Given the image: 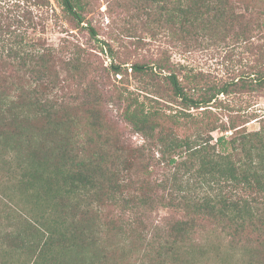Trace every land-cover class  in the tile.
Listing matches in <instances>:
<instances>
[{
  "label": "trees",
  "instance_id": "1",
  "mask_svg": "<svg viewBox=\"0 0 264 264\" xmlns=\"http://www.w3.org/2000/svg\"><path fill=\"white\" fill-rule=\"evenodd\" d=\"M25 1L50 7L49 0ZM54 1L67 19L78 25L83 22L82 0ZM126 1L130 2L126 22H143L152 37L167 33L171 47L182 53L204 43L243 46L251 57L247 72L220 84L168 58L132 65L134 76L158 78L165 72L168 86L165 95L156 90L157 99H140L128 90L105 91L118 106L121 121L142 137L143 144L134 147L121 136L99 134L110 122L99 120V113L93 111L92 126L98 130L95 148L80 155L62 136L66 128L57 95L62 82L53 72L60 62L83 91L78 96L90 101V63L82 58L84 51L61 58L65 51L44 45L38 36L26 42V36L15 34L11 23L3 22L10 17L0 13V68L23 70L33 85L18 90L0 84V170L5 165L13 170L2 184L0 202L20 220L6 233L9 251H4L6 258L0 264H101L106 257L98 250L95 221L90 217L85 223L72 216L69 224L66 218L69 208H79L84 199L90 200V210L110 200L133 211L155 206L183 211L187 219L169 224L159 247L171 251L193 233L198 220H204L228 240L221 264H229L236 251L241 252V264H264V115L247 112V106L231 112L221 100L233 93L264 95V0L254 22L236 11L243 0ZM24 16L36 36L47 18L41 16L38 23L31 10ZM88 30L96 39L93 28ZM126 71L121 65L108 67L114 76ZM101 77L99 83L105 87ZM94 105H101V99H95ZM214 109L231 114L224 121ZM250 121L258 122L259 128L248 131ZM179 127H187V132L180 134ZM215 132L220 136L213 142ZM135 167L147 176L154 168L159 170V181L150 191L137 189L139 195L126 198ZM141 222L134 218L130 224ZM156 232L159 235L158 228Z\"/></svg>",
  "mask_w": 264,
  "mask_h": 264
},
{
  "label": "rangeland",
  "instance_id": "2",
  "mask_svg": "<svg viewBox=\"0 0 264 264\" xmlns=\"http://www.w3.org/2000/svg\"><path fill=\"white\" fill-rule=\"evenodd\" d=\"M49 1L50 7L45 8L29 5L25 0H0V13L10 17L11 20L3 22L11 23L10 30L15 34L21 37L26 36V42L38 36L44 45L53 47L57 51H65V55H61V58L68 59L70 52L75 50L84 51L82 58L90 63V93L93 94L90 101L78 96L83 95V91L77 86L73 75L71 77L62 70L60 62L55 64V72H53L62 82L59 87L62 90L57 91L60 97L58 102L61 103L58 113L66 128L62 136L71 143L73 152L80 155H87L90 149L95 148L97 137L94 133L98 130H96L97 127L92 126L95 124L91 116L93 111L99 113V120L102 118L110 122L104 130L98 127L99 134H107L111 138L121 136L134 147L143 144L142 137L134 134L131 128L121 121L118 106L112 104L105 91L128 90L138 95L140 99L142 97L157 99L156 90L158 94L160 92L161 95H165L168 86L163 79L166 76L165 72L158 78L134 76L130 69L132 65H150L160 58H168L176 66L181 64L195 73H203L211 82L221 84L246 73L251 60L250 54L243 46H225L223 43H204L200 47L182 53L171 47L172 43L166 36L167 33L152 37L143 27V22H126L129 16L125 11L130 9V2L126 0H82L85 11L80 25L67 19L54 0ZM261 3L262 0H243L236 4V11L244 15L247 21L254 22ZM29 10L36 16L35 20L38 23L41 16L47 18L41 22L43 28H37L36 36H33L27 28L28 23L24 15ZM46 11L48 12L45 13ZM13 20H18L19 24L13 23ZM89 27L93 28L97 34L96 39L91 37ZM110 64L121 65L127 71L122 75L114 76L108 72ZM101 75L104 76L105 87L102 86L103 83H99L102 80ZM2 83L8 84L10 89L20 87L18 90H29L33 86L29 76L23 70L14 67L0 68V84ZM94 98H100L101 105H94ZM221 100L227 104L231 112L247 106V112L264 115V95L255 97L249 94L233 93ZM161 102L167 108L171 106L175 109L174 104ZM214 111L222 120L227 121L229 112L224 109L220 111L214 109ZM166 112L168 113V110ZM258 128V122L250 121L246 124L248 131H255ZM178 131L184 135L187 127H179ZM230 134V132L226 133L227 136ZM218 136L220 133H213V142ZM102 141L99 142L100 145H104ZM152 171L154 173L147 176L137 170V167L132 168L130 177L133 186L125 197L139 195L137 189H141L142 192L153 189L158 184L160 172L159 170L157 172L155 168ZM12 173L13 170L8 165L1 168L0 190L3 189L2 184L5 178L13 175ZM4 201L6 202L5 199ZM83 201L79 208L75 206L69 208L66 218L69 224L72 222V216L81 217V221H86L85 223H90V217L95 221L99 231L98 250L106 257L100 261L101 264H221L220 258L226 256L228 240H224L215 226L204 220H198L193 233L178 242L171 251L168 252L164 247H159L165 242L164 232L167 226L177 220L187 219L183 211L159 206L144 212L141 209L133 211L130 206L125 208L120 201L110 200H103L99 205L94 204L90 210V200ZM4 209L10 212L0 202V261L6 258V255H3L4 251H9L6 233L16 225L18 220L17 215L13 212L8 215L3 212ZM134 218H140L141 224L132 226L130 221ZM157 228L160 231L159 235L156 232ZM153 237L158 239L152 241ZM241 260V252L236 251L228 262L241 264ZM74 264L88 263L78 261Z\"/></svg>",
  "mask_w": 264,
  "mask_h": 264
}]
</instances>
